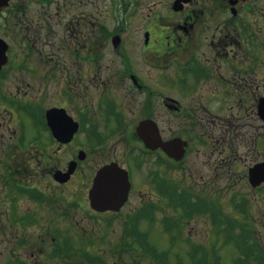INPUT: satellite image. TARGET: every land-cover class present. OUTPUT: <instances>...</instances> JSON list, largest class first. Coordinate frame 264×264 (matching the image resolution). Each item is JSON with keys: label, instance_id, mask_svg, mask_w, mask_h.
Returning a JSON list of instances; mask_svg holds the SVG:
<instances>
[{"label": "flooded vegetation", "instance_id": "1", "mask_svg": "<svg viewBox=\"0 0 264 264\" xmlns=\"http://www.w3.org/2000/svg\"><path fill=\"white\" fill-rule=\"evenodd\" d=\"M263 98L264 0H7L0 224L26 249L8 264H264L254 198L233 193L226 214L221 194L238 163L264 190L249 183ZM191 222L213 228L209 245L184 237ZM149 227L187 249L153 247Z\"/></svg>", "mask_w": 264, "mask_h": 264}, {"label": "rangeland", "instance_id": "2", "mask_svg": "<svg viewBox=\"0 0 264 264\" xmlns=\"http://www.w3.org/2000/svg\"><path fill=\"white\" fill-rule=\"evenodd\" d=\"M95 4L96 5L97 4L102 5L101 2H96ZM245 122L246 123H248V122L252 123L251 119L250 120L249 119L245 120ZM253 123H254V125L255 124L256 125L259 124V122L256 121V120L253 121ZM262 148H263V146L260 147V145H259L258 150L259 149L262 150ZM256 152H257V150L255 149V154H256ZM263 153L264 152L260 151V154L258 155L259 159L264 157ZM243 169H245V164L238 163L236 165L235 170H236L237 174L235 173L233 178L230 179V181H231L230 182V186L227 185V183L229 182L228 179L227 178H222V180H221L222 193L221 194H222L223 203H224L223 205H227L226 207H222V208H223V210L226 211L225 212L226 214L227 213L228 214H230V213L231 214H235L234 212H232V207L230 205H228V204H225L226 203L225 202V198H228L230 195H233V193L234 194H238V195H241L240 193H242V195L246 193V194L249 195L250 198H254L253 201L251 199V202L249 204L250 208L248 210L249 211L248 212V219L258 220V219H260L259 217L264 218L262 216V214L264 215V190L263 191L259 190V191L255 192L253 194V196H251V191H250V188H249L248 184L246 183V180L244 178H241L240 175H239V173L242 172ZM232 184H233V187H231ZM248 195H246V196H248ZM79 215H82V212H79ZM1 217H2L1 218L2 221L0 219V223H3V221H4L3 213L1 214ZM234 217H236V215ZM91 218H92L91 224H93L95 226L98 224V225L101 226V223L100 224L98 223V221H99V219H98L99 217L98 216H92ZM65 219L61 218L63 225L64 224L67 225V223L65 222L67 219L66 220ZM100 222H102V218H101ZM1 225H5V223L4 224H0V264H8V259L10 258V252L13 249V246H16V249H13L14 252L16 253V256H17L18 252L22 253V252L26 251V249H22L19 244L15 243L16 241L12 237H10L8 234H5V232H6L5 228H4V226L1 227ZM186 227L187 228L185 229L186 233L184 234V237H188L189 239H191L190 240L191 242H193V241L194 242H203L205 240V245H209V243L211 241V238L214 235V230H213V228L208 227L207 223H204V222H191ZM255 229L261 231V241L264 243V228L262 227L261 223H258V227L255 228ZM149 231L151 233L150 236H151V238L153 240V243H151V245L153 247H156V248H158L160 250H169V251L172 250V252L174 254H175V252H177V254H181V253L183 254L184 253V250L187 247L185 240H183V243L181 241H179L177 244L173 245V243H167V242H169L170 239L164 238L163 237L164 233L161 232L160 229L149 227ZM257 232L259 234V231H257ZM262 234H263V236H262ZM207 235H209V239H210L209 242L206 239ZM162 240H165V241H162ZM100 241H101V239L97 240V242H99V243L96 244L93 247V249L91 248L89 251L90 252L94 251V253H96L98 251L97 248L103 249V244ZM235 245H236V243L233 240L225 239V237L222 239V242H221V255L226 257L227 261H229V259H230L229 255L233 256V255H235L237 253V250L235 249ZM158 249H155V250H158ZM151 256H152L151 254H149V256L146 255V254H142L140 257H138V259H139L138 264H157V262H158V264H160L159 262L160 261L162 262V260L158 261V260H156V258H153ZM236 256H237V254L235 256H233V257H236ZM135 257H136V255L132 252L129 256L127 255L125 257V260H126L127 263L128 262L134 263L133 259H137ZM173 258L174 257H171V259H170L171 263H173V261H175V258L174 259ZM152 260H155V261H152ZM27 261H29V260H27ZM110 264H112V260H110ZM122 264H125V262H123ZM175 264H178V263L175 261Z\"/></svg>", "mask_w": 264, "mask_h": 264}, {"label": "water", "instance_id": "3", "mask_svg": "<svg viewBox=\"0 0 264 264\" xmlns=\"http://www.w3.org/2000/svg\"><path fill=\"white\" fill-rule=\"evenodd\" d=\"M7 0H0V8L6 4ZM258 108V116L261 118V120L264 121V98L259 101V104L257 106ZM249 182L252 186H257L264 182V163H259L254 165L249 170ZM95 210L98 211H104L105 207H92ZM110 209H115L117 207H109Z\"/></svg>", "mask_w": 264, "mask_h": 264}]
</instances>
